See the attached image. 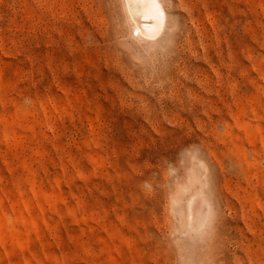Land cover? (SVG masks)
I'll return each mask as SVG.
<instances>
[{
  "label": "rangeland",
  "instance_id": "rangeland-1",
  "mask_svg": "<svg viewBox=\"0 0 264 264\" xmlns=\"http://www.w3.org/2000/svg\"><path fill=\"white\" fill-rule=\"evenodd\" d=\"M0 0V264H264V0Z\"/></svg>",
  "mask_w": 264,
  "mask_h": 264
},
{
  "label": "bare ground",
  "instance_id": "bare-ground-1",
  "mask_svg": "<svg viewBox=\"0 0 264 264\" xmlns=\"http://www.w3.org/2000/svg\"><path fill=\"white\" fill-rule=\"evenodd\" d=\"M125 6L138 37L154 41L164 34L167 13L160 0H125Z\"/></svg>",
  "mask_w": 264,
  "mask_h": 264
}]
</instances>
